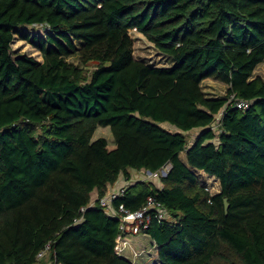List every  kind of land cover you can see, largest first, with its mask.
I'll list each match as a JSON object with an SVG mask.
<instances>
[{"label": "trees", "instance_id": "1", "mask_svg": "<svg viewBox=\"0 0 264 264\" xmlns=\"http://www.w3.org/2000/svg\"><path fill=\"white\" fill-rule=\"evenodd\" d=\"M35 24L45 35L20 37L42 62L11 49ZM130 29L170 63L136 58ZM75 53L96 63L90 74L67 60ZM263 61L264 0H0V264H135L115 249L125 233L152 240L138 261L152 247L161 264H264ZM207 78L225 94L207 96ZM231 94L250 105H229L213 131ZM97 127L114 146L92 139ZM120 175L131 183L114 213L98 199ZM149 196L177 221L121 229L119 206Z\"/></svg>", "mask_w": 264, "mask_h": 264}, {"label": "rangeland", "instance_id": "2", "mask_svg": "<svg viewBox=\"0 0 264 264\" xmlns=\"http://www.w3.org/2000/svg\"><path fill=\"white\" fill-rule=\"evenodd\" d=\"M46 31H47L46 27L41 26V25H36V24L29 25V26H22V27L17 28V31L11 42V49L13 53L14 54H22V53L28 54L42 62L43 58L41 56V53L38 50H36L35 47L30 42H28L25 39H22L20 37V34L28 32L30 36H33V35L43 36L45 35ZM129 34L133 39V48H134L133 54L136 58L142 59L150 64H156L158 66L165 65V64L168 65L170 63V60L166 58L165 56H163L160 52H158V50L154 47V45L150 41H148L140 32H138L135 29H130ZM75 43L77 47H79L80 42L76 41ZM67 60L76 65L82 66L84 68V71L86 72V75L90 74V72L96 67L95 62H88L84 65H81L79 61V56L77 53L68 56ZM253 76H260L264 78V61L257 65V67L255 68L253 72ZM202 88H203V91L207 94V96H221L225 94L226 86L224 85V83L218 80L207 78L202 82ZM187 134H188V138L190 141L196 136V131L192 130V131H189ZM100 136H103L104 138H106L107 143L109 145L114 146L115 141L113 139V136L111 134L109 127H97V129L93 133V139L95 137H100ZM131 178H132L131 179L132 183L137 182L139 180H144V177L142 174H140V172H135V174L131 175ZM200 181L202 184H207L208 186H210L211 187L210 190L212 192L218 191L219 182L215 177L209 174L206 176L204 174ZM93 194L94 193H92V196L95 195ZM142 236H147V235L142 234ZM120 243L126 246L127 248L126 252L128 254L130 253L128 249L129 245H131L136 250H138L140 247H143V246H146L147 248H149V243H145V242L135 243L133 240V237L129 235H127L126 239L121 240ZM147 254H148V260L151 261L150 258H153V260L156 259V252L154 248L151 247L145 254H143V256L147 257ZM137 259L138 258H134L133 263L138 264ZM150 264H161V263L158 261V258H157L155 262H150Z\"/></svg>", "mask_w": 264, "mask_h": 264}, {"label": "built area", "instance_id": "3", "mask_svg": "<svg viewBox=\"0 0 264 264\" xmlns=\"http://www.w3.org/2000/svg\"><path fill=\"white\" fill-rule=\"evenodd\" d=\"M231 105L234 108H238L241 110L246 109L250 102L241 99V98H235L234 94H231L226 101V103L223 105L222 108L219 109V111L214 115L213 122L210 125V128L213 131H216L218 126L221 123V119L223 115L225 114L226 108ZM171 168V164L167 163L164 166H162L158 171L151 172L149 170H141L139 171L140 174L143 175L144 179H150L158 176H165L168 171ZM131 180H124L122 183H119V180L117 179L112 184H109L107 186V190L105 195L101 196L98 199V202L100 205H102L107 211L114 212L115 210L112 208V200L123 195L125 192V186L130 182ZM205 185V189L211 191V187L207 184ZM212 192V191H211ZM96 198L94 200L90 201L88 204L89 206L95 204ZM85 207H82L81 210H84ZM149 209H153L151 213H148L147 211ZM122 218V225L120 226L121 229H128L127 223H135L132 231L134 233H137L141 226L149 224L151 220H155L158 223H174L177 221L176 217L171 215V213L166 209L165 206L162 205V203L158 200H156L154 197L149 196L146 201V205H144L141 209L138 210H130L126 209L122 204L119 206V209L117 213ZM130 229V228H129ZM127 235L131 236L130 233L121 234L116 238V245L115 249L118 254L120 255H128L126 246L122 245L120 243L121 240L126 239ZM132 244V243H131ZM129 248V255L131 259L139 258L141 254V250L134 249L131 245L128 246ZM50 249L49 243H47L44 248H42L41 251L38 252L37 257H42L46 252H48ZM145 252V251H144Z\"/></svg>", "mask_w": 264, "mask_h": 264}, {"label": "crops", "instance_id": "4", "mask_svg": "<svg viewBox=\"0 0 264 264\" xmlns=\"http://www.w3.org/2000/svg\"><path fill=\"white\" fill-rule=\"evenodd\" d=\"M205 80V79H204ZM203 80V81H204ZM193 130H195L196 131V135H197V133H198V131H199V128H196V129H193ZM192 131V130H191ZM100 137H102V136H100ZM96 138H98V137H95L94 139H96ZM92 139H93V137H92ZM93 139V140H94ZM118 180H119V183H122L124 180H125V178L123 177V176H119L118 177ZM218 190H219V188H218ZM94 194H96V190L93 192ZM93 194V195H94ZM94 198H95V195L93 196V198L91 199V201L92 200H94ZM133 240H134V242L135 243H142V242H145V243H150V242H152V240L150 239V237L147 235V236H142V234H139V235H134L133 236ZM145 245H147V244H145ZM151 259V261L150 260H148V258L147 257H144V258H141V260L140 261H138L137 263L138 264H144V263H146V264H150V262H155L156 261V259L155 260H153V258H150Z\"/></svg>", "mask_w": 264, "mask_h": 264}, {"label": "water", "instance_id": "5", "mask_svg": "<svg viewBox=\"0 0 264 264\" xmlns=\"http://www.w3.org/2000/svg\"><path fill=\"white\" fill-rule=\"evenodd\" d=\"M223 201H224V207H225V210H227L229 203H228V201H227L226 198H224Z\"/></svg>", "mask_w": 264, "mask_h": 264}]
</instances>
